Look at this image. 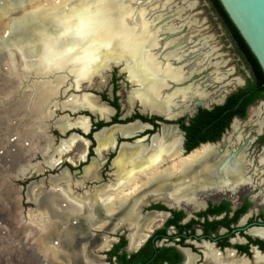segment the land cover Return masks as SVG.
Wrapping results in <instances>:
<instances>
[{"label":"flooded vegetation","instance_id":"flooded-vegetation-1","mask_svg":"<svg viewBox=\"0 0 264 264\" xmlns=\"http://www.w3.org/2000/svg\"><path fill=\"white\" fill-rule=\"evenodd\" d=\"M210 13L221 30L217 36L208 31ZM153 24L174 25L175 32L157 33L161 43L153 53L163 62L173 53L167 63L189 78L169 80L160 91L162 101L170 97V110L143 107L135 98L142 86L131 81L127 65L100 81L91 76L83 91L60 92L56 112L39 121L45 150L31 160L33 169L11 183L15 167L0 162V204L5 189L15 200L23 197L22 210L0 205V213L40 212L44 228L57 227L58 250H50L49 241L42 247L48 249L43 261L54 264H264V127L253 115L264 112V81L212 0H174ZM189 87L196 95L190 92L188 102L173 97ZM89 98L107 114L63 105ZM131 126L138 129L122 131ZM168 134L174 146L163 144ZM203 146L213 148L210 158L179 173V161L189 164ZM50 195L60 197L55 210ZM72 230L78 232L71 238Z\"/></svg>","mask_w":264,"mask_h":264},{"label":"bare ground","instance_id":"bare-ground-1","mask_svg":"<svg viewBox=\"0 0 264 264\" xmlns=\"http://www.w3.org/2000/svg\"><path fill=\"white\" fill-rule=\"evenodd\" d=\"M112 1H116V0H36L35 5L33 4L31 6V8L28 9V7H27L28 6V0H4V1L1 0V2H0V17H7V21H2V22L0 21V61L1 62L4 61L8 65L11 62L10 60H8V58L6 56L5 49H6V46L8 45V44H6V41H13L14 45H12L13 43H11L10 47H12V49L16 53H18L20 55V58H22L21 60H23V67H24L23 69L27 70V72L30 71V72H34L36 74L43 75V74H47L51 69H60L61 67H63L66 63H68L71 60H78V62L83 63V66H82L83 69L82 70L78 69L77 72L75 73L76 74V79L80 80V79L84 78L85 75H87V74L83 73V70H85L87 68V65L85 64L86 63L85 61H92L94 59V57H98V55H100L102 53V49L99 47V46L102 47V43L98 44V47L96 46L97 41L99 39H102V42L106 43L107 47H111L112 50H114L115 52H117L118 54H120L124 58H126V60H127V69H128V72H129V75H130L129 77H130L131 81L139 83L142 86L141 89H140V87L137 88V89H140V90L137 91L138 95H136L135 98H138V99L141 100V103H142L143 107L145 109H150L151 111H153L155 109H158L160 111H168V110H170L169 109L170 108V100H169L170 97L166 98L168 100L162 101L160 99V97H159L160 91L162 89H164L165 87H167V83L166 82L169 81V80H170V82L179 83V82H182L183 80L189 79V78H185V76L182 73V68H175V67H172L170 63H167L168 61H171V59L174 58V54L173 53L165 54L164 58L167 60V62H163V61L159 60L158 59L159 57H157L153 53V51L158 46H160L161 42H160L159 35L157 33H153V31L151 30V26H152V24H153V22L155 20H159V19L162 18L163 13H165L166 9L170 8V3H172V1H174V0H164L163 3H161V4L159 3V4H156V5H151L149 8L148 7L147 8H142L137 14V17H136V19L134 21L135 22L134 25L130 22V16L132 14V9H130L129 6H127V7L124 6L122 8V6H120V5H116V6L115 5H110V3ZM109 5L112 6L113 8L116 7V9H114L115 11L113 9L110 10V8H108ZM188 6H190V5H188ZM18 7L19 8H23V9L21 10V13L15 14L14 11H16L18 9ZM62 8H66V9L68 8V11H65ZM158 11H160V14L158 13ZM82 19L87 24V27H85L83 30H86V31L89 30V31H95V32L101 31V32L98 33L97 35L89 34L90 35L89 38H90L91 42L85 41V40H87L86 37L88 35H81V36L79 35L80 39H82V38L85 39V40L83 39L84 43L83 42L82 43L78 42V44H77V45H80V46L82 45V47H84L83 51H80V50L78 51L79 54L73 55V54H70L69 51H67L64 48L56 49V47H54V46H47V45H40L39 44L40 39H43L42 37H44L49 31L56 30L58 33L56 34L55 39H52V40H56V43H57L56 45L57 46H59V47L63 46L64 42H65L63 40L65 38V32H67V30L70 29V28L74 29V31H78V30L80 31V21ZM172 19H173V17H172ZM167 20H168V18H167ZM107 23L111 25V28H112L111 31H114V32L110 33L109 35L106 36L105 33H104V30L106 29V27H108ZM195 23H196L195 21L191 22V24H195ZM136 24H138V25H136ZM50 28L53 29V30H51ZM160 28H159L158 32L162 31V33L163 32L166 33V32H175L176 31V28L172 24L164 26L161 29ZM35 30H38V31L42 32V34L38 35V33L34 32ZM115 30L117 31V33H116ZM182 32H183V30H182ZM6 33L9 34L10 36H9L8 39L5 40V39H3V37H5ZM112 35H117V36L112 37ZM119 35L121 36V38H119ZM92 38H95V39L93 40ZM104 38H105V40H103ZM181 38H183V37H181ZM198 41H199V39H198ZM175 43H176L175 40H172V41L169 42L168 45L175 44ZM185 43L183 42V44H185ZM106 44L104 46H106ZM15 45H17L20 50H18V47L15 46ZM71 45L73 46V43ZM200 46H201V44H200ZM28 48H29V52H28ZM31 48H35L36 50H38V53L36 54L38 56H32L33 52L30 51ZM1 49H2V51H1ZM178 54H180V53H178ZM204 54H206V53H204ZM2 56H4L5 59ZM51 57L55 58L54 62H52V60L49 59ZM221 60H222V58H221ZM10 64L12 65V63H10ZM215 65L219 66L220 64L216 63ZM211 67H213V66H211ZM218 70L219 69L217 68L216 71H218ZM218 73H219V71H218ZM223 73L225 74L226 72H223ZM190 74H191V72H190ZM226 76L227 75H224V77H226ZM2 79H3V77H2ZM63 82H64L63 78H57L54 81V83H41L40 85L38 84V86H39V88H37L38 96H37L36 100L34 101V104L32 105V107H33L32 112L34 113V111L35 110L36 111H35L34 114L32 113V116L36 114L37 118L40 121L47 113H51V110H52L51 104H53V101H51L50 99L56 94L57 90L59 89V87L61 86V84ZM7 83L10 84L11 82H9V80L7 79ZM227 84H231L230 81L227 82L226 85ZM40 86L42 87V90H41ZM219 86H221V85H219ZM215 89H216V87H215ZM195 90H196V88L193 89V87H189V88H186V89H183V90H177V91L174 92L173 97H175V96L179 97L180 96V97L183 98V100L187 101V99L191 98V97H189V93L190 92H192V93H194V95H196V91ZM15 92H17V88H16ZM9 95H10V93H9ZM198 95H200V97H201L203 94L199 93ZM205 95L206 94H204L203 97ZM28 97H29L28 98V102L25 103L26 105H28V107L26 108V112L30 110L29 108H30V105H31L30 104L31 96H28ZM200 99H202V98H200ZM40 100L42 102L45 100L42 103L44 106H42V104H41L40 107L38 106V103L40 102ZM193 101H194V99H193ZM79 106L80 107H87V108L91 109L95 113H100L101 116H105L107 114V112L102 107L97 106L90 98L89 99H84L82 102L79 103ZM36 107L37 108L38 107L41 108V110L38 109V111H37ZM188 109H189V107H188ZM20 110L22 112V109H20ZM0 113H2V112H0ZM156 113H157V111H156ZM3 115L5 116L4 118H2ZM253 115H257V118L255 119L254 122L258 124L259 129H262L264 127V112H263V110L260 109L259 111H254ZM24 116L25 115L20 116V117L26 119ZM6 117H7L6 114H2L0 116V118H1L0 122L3 119L6 120L7 119ZM38 126L39 125L37 123H35V126L31 127V130L34 131V130L39 129ZM79 126H83L82 121L79 123ZM131 127L132 128H129L128 130L127 129H122V131L123 132L124 131L128 132L130 130L134 131V130L138 129L136 127L133 128V126H131ZM235 128H237V126H235ZM123 132H121V133H123ZM167 138H168V141L163 143V144L168 146V147L174 146L175 144L172 145V143H174L172 141L174 139L173 136L168 134ZM76 147H78V146H76ZM203 148H204V150H200V151H197V152L194 151L195 153L191 154L190 157L187 158L190 161V162L188 161L189 164H185L184 160L183 161H179L178 164L176 163L177 164V168H179V171H180V172L179 171L178 172L179 173H181V172L184 173L187 170H189L188 168H190V167H188V165L193 164V163L199 164V163H202V161H206L208 158H210V156L214 152L213 148L208 147V148L205 149L204 146H203ZM175 153H177V152H175ZM135 158H137V157H135ZM259 161H260V159H259ZM125 166H126V164H125ZM129 168H131V167H129ZM19 173H20V171L19 172L16 171L15 174H19ZM156 173H157V171H156ZM174 175H176V173ZM123 179H125V178H123ZM125 184H127V183L125 182ZM137 189H138V187H137ZM99 196H101V195H99ZM99 198H101V197H99ZM58 200H60V197H58V196L49 197L48 203L50 205V209L55 210V205H57ZM49 201H51V202H49ZM107 201H109V199ZM108 208H109V206H108ZM68 209H73V208L70 207ZM100 215L101 214H99V216ZM93 219H95V217ZM41 221L44 222L43 220H41ZM41 221L39 222V224H42ZM94 221L96 222V220H94ZM96 223L98 224V222H96ZM51 224L52 223H50V225ZM47 225L48 224H45V226H47ZM93 226H94V224H93ZM77 232H78V230H72L70 232L72 234H70L69 232L68 233L71 235V238H72L74 236V234H77Z\"/></svg>","mask_w":264,"mask_h":264},{"label":"water","instance_id":"water-1","mask_svg":"<svg viewBox=\"0 0 264 264\" xmlns=\"http://www.w3.org/2000/svg\"><path fill=\"white\" fill-rule=\"evenodd\" d=\"M219 1L228 14L229 18L231 19L232 23L235 25L240 35L257 59L264 73V0ZM35 3L36 0H28V9L31 8L33 4L35 5ZM152 3H154V1L148 2V0H116L112 1L110 5H120L122 6V8L124 6H129V8L132 9L130 22L134 25V21L137 17L138 12L142 8L150 6ZM110 5L108 6L110 10L116 9V7L113 8ZM22 9L23 8L18 7V9L14 11V13L19 14L21 13ZM62 9L68 11V8ZM0 21H7V17H0ZM160 26L161 24H152L151 30L153 31V33H158V29L160 28ZM34 32L38 33V35L42 34V32L38 30H35ZM100 32L101 31L95 32L89 30H83L81 32L79 30L74 31V29L70 28L67 30V32H65V38L63 39L65 41L64 45L59 47L56 45V40H52L55 39L56 34L58 33L56 30H53L49 31L44 37H42L43 39H40L39 44L54 46L56 47V49L64 48L69 51L70 54L75 55L79 54V50H84V47H82V45H77L78 42H84L83 39H80L79 35H97ZM9 36L10 35L6 33L3 39L6 40L9 38ZM72 43L73 46L71 45ZM99 47L102 49V53L98 55V57H94L92 61H85L87 68L83 70V73L87 75H85L84 78L80 79L79 82L76 79L75 73L78 69H83V63L78 62V60H71L60 69H51L47 74L40 75L24 70L23 60H21L22 58H20V55L16 53L12 49V47L6 48V56L8 60L11 61L10 63H12V65L10 63L8 65L6 64V62L0 61V112H2V114H5L7 112L9 113V116L7 115V119L4 121L5 125L3 126L7 129L12 128V132H8L6 134L4 133V138L2 139H9L12 133L14 134V136H12L10 140L16 141V143L20 145L21 150H27L29 148L32 149V147L30 146V142L27 141L26 138H22L19 135V131L23 129L25 131L26 128L28 129L29 124L33 121L32 105L34 104V101L38 96V84L54 83L57 78H63L64 82L61 84L56 94L50 99L51 101H53V104H51V113H55L56 108H58V96L60 92L67 94L69 91H72L73 93L77 91H83L84 89H87L89 87L87 83L92 81L93 76H97L96 80L100 81L101 75L107 74V72L114 68H121L122 71H125V67L127 65L126 58L112 50L111 47ZM7 79L9 80V82H11L10 84L7 83ZM16 88L17 92H15ZM25 95L31 96V105L29 108L30 114L27 119L20 117L23 116V112L16 115V110V113L11 111L14 110L12 109V107L14 108V105L17 104V102ZM72 96L74 98L73 94ZM36 122L39 125V130H41V120L40 122ZM38 151H33L30 153L31 156L27 161L29 165ZM26 176L27 171L25 172V175L17 176L16 174H14L10 175V177H8L7 179H9L11 183H15L16 181L24 179ZM22 202L23 197L21 196L18 200H3L0 205L4 206L7 210L9 209V211H13L14 213V210H22ZM13 213H11L10 216L8 213H0V264H54L55 261H43L44 254L42 253L44 251L47 252L48 249L43 251L42 247L47 241H49L50 243L48 248L55 252L58 250V245H55L53 243L55 240H58L56 234L57 231L54 232L57 227L51 224L52 229H44V225L42 223L39 224L40 228H38L37 219H40V221L42 220V213L40 212L37 216L32 214L25 215L21 212L19 213L21 214L20 216H13ZM46 235L48 236L49 240L45 239Z\"/></svg>","mask_w":264,"mask_h":264},{"label":"rangeland","instance_id":"rangeland-1","mask_svg":"<svg viewBox=\"0 0 264 264\" xmlns=\"http://www.w3.org/2000/svg\"><path fill=\"white\" fill-rule=\"evenodd\" d=\"M213 17H214V15L212 13H210L209 14L208 31H209L210 34H214L215 36H217L219 33L221 34V30L219 29V25L216 23V21L213 19ZM107 26L108 27H106V29L104 30V33H105L106 36L109 35L110 33H113L114 32V31H111L112 28H111V25L110 24L107 23ZM89 36L90 35H88L86 37L87 40H85L84 38H82V39H84L87 42H91ZM114 36H117V35H112V37H114ZM119 38H121L120 35H119ZM92 39L94 40L95 38H92ZM103 40H105V38ZM11 43H13L12 45H14V42L13 41H6V44H8L6 46V48H10ZM101 43H102V46H104L106 44V43L102 42V39H99L97 41L96 46L98 47V44H101ZM15 46H17V45H15ZM106 46H107V44H106ZM18 50H20L19 47H18ZM35 50H36L35 48H31L30 49V51L33 52L32 53V56H38V55H36L38 53V50H36V51ZM1 51H2V49H1ZM28 52H29V48H28ZM225 52L228 53V47L227 46H225ZM2 57L4 58V56H2ZM49 59L52 60V62L55 61V58H52L51 57ZM77 81L79 82V79H77ZM230 83L232 85H234L236 83L237 84H240L241 82H240V80H238L237 82L231 81ZM37 88H39V86H37ZM41 90H42V87H41ZM28 98L29 97L25 95L22 99H20L17 102V104L14 105V108L12 107V109H14V110H11V111H13L14 113H16V111H17L16 115H18L19 113H21V110L20 109H22L23 115H25L24 117L27 119L29 117V114H30L29 111L26 112V108L28 107V105H26L25 103H27ZM43 102L40 100V102L38 103V106L40 107ZM79 103H80L79 101L74 102V103H72V101H66L65 103H63V105H64V107H67V108L69 107V108H71L73 110H78L80 108H83V107H80L79 106ZM42 106H44V105L42 104ZM39 107L38 108L36 107L37 108V111H38V109L41 110V108H39ZM259 110L260 109H258L256 111H259ZM35 111H34V113H35ZM11 113H10V115H11ZM5 114H6V116L7 115L9 116V113L8 112L5 113ZM1 115H2V113L0 114V116ZM4 117L5 116L3 115L2 118H4ZM32 118H33V121L29 124L28 129L26 128L25 131H24V129L21 130V131H19L20 132L19 135L22 138L23 137L26 138L27 141L30 142V146L32 147V149L29 148L27 150L26 149L25 150H21L20 149V145L18 143H16V141H11L10 140V138H12V136H14V134H12V133H11V136L9 137V139L8 138L7 139L5 138V139H2L1 142H0V162L4 166H7L8 168H12L14 166L15 167L14 168L15 171H18V172L20 171L19 174H16L17 176L25 175V172L26 171H28L29 169H33V167L32 166L30 167V165L27 162L28 159H29V157L31 156V154H30L31 152L38 151V150L40 152H42V150H43V153H44V150H45V147H44V145H45V139L42 136H40V134L38 132V129L37 130H34V131L31 130V127H34L35 126V123H37L36 121L37 120L39 121V119L37 118V115L36 114L33 115ZM0 120H1V118H0ZM4 121L5 120L3 119L0 122V131H1V133H3V134L5 133L6 134L8 132H12V128L7 129L6 127L3 126V125H5L4 124ZM13 150H15V151H13ZM51 196L52 195H50V197ZM7 199H15V197H14L13 192L8 191V189L7 190L5 189L4 195L2 197V201L3 200H7ZM47 199H49V196L47 197ZM49 202H51V201H49ZM42 223H44V222H42Z\"/></svg>","mask_w":264,"mask_h":264},{"label":"trees","instance_id":"trees-1","mask_svg":"<svg viewBox=\"0 0 264 264\" xmlns=\"http://www.w3.org/2000/svg\"><path fill=\"white\" fill-rule=\"evenodd\" d=\"M216 6L218 7V9L220 10V12L222 13L223 17L225 18L226 21V25L229 28V30H231L232 33H234L235 35H237L241 47L242 49L247 53V55L249 56V58L251 59L254 69L258 74L260 83L262 84L264 81V75L263 72L261 70V67L258 63V61L256 60L255 56L252 54L250 48L248 47V45L246 44V42L244 41V39L242 38V36L240 35L239 31L237 30V28L235 27V25L232 23L231 19L229 18L228 14L226 13L225 9L223 8V6L221 5L219 0H212Z\"/></svg>","mask_w":264,"mask_h":264},{"label":"clouds","instance_id":"clouds-1","mask_svg":"<svg viewBox=\"0 0 264 264\" xmlns=\"http://www.w3.org/2000/svg\"><path fill=\"white\" fill-rule=\"evenodd\" d=\"M85 27H87V24H86V22L82 19V20L80 21V31L82 32L83 29H84Z\"/></svg>","mask_w":264,"mask_h":264}]
</instances>
